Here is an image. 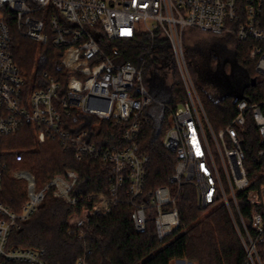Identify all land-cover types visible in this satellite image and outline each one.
Segmentation results:
<instances>
[{"label": "built area", "instance_id": "2783aa9c", "mask_svg": "<svg viewBox=\"0 0 264 264\" xmlns=\"http://www.w3.org/2000/svg\"><path fill=\"white\" fill-rule=\"evenodd\" d=\"M239 2L0 0V189L6 169L2 138L30 124L38 141L55 140L64 148H74L77 160L87 156L106 164L111 201L126 200L132 208L135 232L146 233L151 223L160 241L179 226L176 197L183 184L193 186L200 210L221 199L228 209L232 200L237 209L236 192H243L251 208V232L241 219L245 231L242 264H262L256 245L264 241V184L250 187L244 166V140L239 131L249 116L264 146V100L251 102L246 97L238 100L232 120L220 133H215L205 114L183 44L187 29L232 40L234 55L239 42L250 40L248 57L255 62L256 74L264 77V0H246L243 5ZM10 22L22 37L38 44L50 42L63 49L60 65L71 71L63 89L46 73L44 87L25 88L12 59ZM142 36L146 40L141 42ZM159 40L166 46L161 56L169 63L153 65L149 60L151 67L147 69L146 57ZM120 42H135L144 50L137 65L124 58L122 48L116 44ZM175 70L186 99L172 113V121L162 138L164 148L174 155V173L169 185L147 190L149 155L141 148L142 128L150 122V109L167 105L161 97L169 85L165 92L159 89L167 79L172 82ZM158 71L166 81L154 79ZM216 81L217 86L227 82L224 78ZM249 84L248 78L246 86ZM229 91L238 93L240 89L233 87ZM79 117L85 127H78ZM90 118L96 122H90ZM101 122L106 124L103 130ZM212 148L220 155V168ZM11 154L20 161L21 153L12 150ZM12 176L25 182L26 198L18 213L0 203V264H50L40 249L9 248L8 236L37 212L50 186L58 184L57 177L37 188L28 170L13 171ZM76 264L85 261L80 257Z\"/></svg>", "mask_w": 264, "mask_h": 264}, {"label": "trees", "instance_id": "16d2710c", "mask_svg": "<svg viewBox=\"0 0 264 264\" xmlns=\"http://www.w3.org/2000/svg\"><path fill=\"white\" fill-rule=\"evenodd\" d=\"M245 1L239 3L243 5ZM262 21L264 26V15ZM10 36L13 63L22 75L26 89L44 87L47 83L44 73L60 88L66 86L71 71L60 65L62 48L22 37L12 22ZM144 40L146 37L142 36L140 41ZM116 44L122 48L124 58L134 65L144 55V50L135 42ZM251 44L250 40L238 43L236 60L247 71L250 80L244 96L251 102H259L264 100V81L257 80L255 62L248 57ZM163 49L166 50L164 42L157 41L146 60H152L153 65L168 64L169 61L161 56ZM186 58L192 65L194 59L190 52L186 53ZM168 85L167 105L160 111L149 112L150 122L142 128L141 148L149 155L147 190L169 185L168 180L174 173V155L164 148L162 138L170 125L167 117L186 99V94L176 70ZM200 99L212 129L220 133L234 117L236 102L233 98L213 102L203 95ZM76 121L79 128L85 127L82 117ZM89 121L95 123L96 119ZM105 126L100 123L102 130ZM72 127L68 129L74 131ZM239 136L244 140V166L250 187L264 184V146L260 144L256 126L249 116ZM1 147L5 152L2 161L6 169L2 176L0 203L13 212L20 211L26 198L25 182L12 176L16 168L28 170L34 176L37 188L54 177L58 181L50 186L37 212L9 234V248L40 249L50 264H76L80 257L85 264H171L183 259L195 264H242L244 261L242 237L245 238V231L241 219L251 232V208L241 191L236 192L237 209L230 200L229 209L221 203L200 210L196 206L193 186L183 184L176 197L179 226L160 241L151 223L146 233L135 232L132 208L126 200L111 201L106 164L87 156L77 160L74 148H64L55 140L38 142L30 124L3 137ZM12 150L22 154L20 161H16ZM174 192L176 194L177 190ZM256 249L264 264V241L258 243Z\"/></svg>", "mask_w": 264, "mask_h": 264}, {"label": "crops", "instance_id": "0c3cea01", "mask_svg": "<svg viewBox=\"0 0 264 264\" xmlns=\"http://www.w3.org/2000/svg\"><path fill=\"white\" fill-rule=\"evenodd\" d=\"M189 32L190 34L192 33L193 35L198 36L194 41H191L192 43H184V48L186 53L188 52L189 54L190 52L191 57L194 59L192 63L194 69L202 72L199 83L196 82L199 97H202L203 95L213 102H220L225 98H232L226 97V92L232 90L233 87L236 88L238 83L241 82V79L249 78L247 71L239 64L238 67L234 63L236 58V55H234L233 52L234 42L225 38H217L202 34L194 29H187L185 35L188 36ZM227 64H230L232 70L236 71V80L232 79L233 74L230 76L226 74ZM218 78L221 80L222 78L226 79V85L218 86V89H212V82L214 83ZM246 85L244 84L241 88L245 89ZM169 96L170 91L168 88L167 93L161 97V100L165 98L163 101L166 102Z\"/></svg>", "mask_w": 264, "mask_h": 264}, {"label": "rangeland", "instance_id": "374dc122", "mask_svg": "<svg viewBox=\"0 0 264 264\" xmlns=\"http://www.w3.org/2000/svg\"><path fill=\"white\" fill-rule=\"evenodd\" d=\"M184 35H185V33H184ZM186 37H188V38H186ZM197 37H198V36L193 35L192 33L190 34V32H189V33H188V36H186V35L183 36V44H184V43H189V42L192 43L191 41H194V39H196ZM214 65H215V64H214ZM150 67H151V65H150V61H148L147 69H149ZM189 68H190V72H191V75H192L194 81L199 83V81H200V79H201V73H202V72H201L200 70H196V69H194V67H193L191 64L189 65ZM226 74H227L228 76H230L231 74H233L232 79H234V80L237 78L236 71H235V70H232V67H231L230 64H227V65H226ZM155 77L158 78V80H159V79H166V77L163 75V73H162L161 71H158V72L156 73V75L154 76V79H155ZM257 80H258L259 82H263V81H264V77L258 75ZM246 84H247V83H246ZM167 85H168L167 82H165V84L161 85V89H159V92H165V91L167 90ZM159 97H161V96L159 95ZM163 100H165V98H164ZM163 108H164V107H162V106H158V105H156V106H154L152 109H150L149 112L153 113L152 110H154V111H160V110H162ZM167 121H168V122H171V121H172V115H170L169 117H167ZM37 141H38V140H37ZM38 142H40V141H38ZM212 151H213V153H214L215 161H216L218 167L220 168V167H221V158H220V155L217 153V150H216L215 148H212ZM20 169H21V168L18 167V168H16L14 171H18V170H20ZM221 174H222L223 179H224V182H225V177H224L223 173H221ZM225 188H227V183H226V182H225ZM228 197H231V196L228 195ZM222 202H223L222 199L219 200L218 203L215 204L213 207H215V206L221 204ZM171 264H195V263L190 262V261H188V260H186V259H183V260H175V261L171 262Z\"/></svg>", "mask_w": 264, "mask_h": 264}, {"label": "water", "instance_id": "95a60500", "mask_svg": "<svg viewBox=\"0 0 264 264\" xmlns=\"http://www.w3.org/2000/svg\"><path fill=\"white\" fill-rule=\"evenodd\" d=\"M236 65L238 64L236 58H235V62ZM214 85L217 87V81H214ZM227 96L226 97H232L234 102H237L238 100H240L241 98H244V88H241L240 91L238 93H235L233 91H227L226 92Z\"/></svg>", "mask_w": 264, "mask_h": 264}, {"label": "flooded vegetation", "instance_id": "af4514ba", "mask_svg": "<svg viewBox=\"0 0 264 264\" xmlns=\"http://www.w3.org/2000/svg\"><path fill=\"white\" fill-rule=\"evenodd\" d=\"M240 81H241V82H239V83H238V86H237L238 89H240L244 84L246 85V83H247V79L243 78V79H241ZM211 88H212V89H215V88L218 89V86L216 87L215 85L212 84V85H211Z\"/></svg>", "mask_w": 264, "mask_h": 264}]
</instances>
